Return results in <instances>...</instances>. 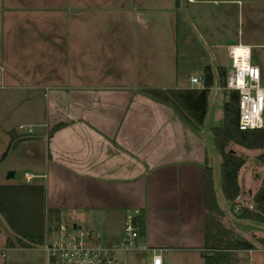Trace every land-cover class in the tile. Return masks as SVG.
Segmentation results:
<instances>
[{
	"label": "crops",
	"instance_id": "0c3cea01",
	"mask_svg": "<svg viewBox=\"0 0 264 264\" xmlns=\"http://www.w3.org/2000/svg\"><path fill=\"white\" fill-rule=\"evenodd\" d=\"M90 1L104 0H0V185L42 186L45 211L57 212L45 216V224L57 217L60 225L66 216L101 220L107 239L96 234L106 246L122 240L116 241L118 221L124 224L126 216L143 211L146 229L141 241L163 250L165 262L170 251L204 252L206 167L212 169L217 205L225 211L221 160L211 141V122L219 118L217 106L224 95H208L207 114L196 128L143 91L189 88V78L202 77L204 66L211 68L213 85H219L218 69L227 70L220 52L229 59L228 49L235 45L264 49V38L242 44V33L230 37L227 30L212 26L202 31L193 20L205 49L198 53L185 46L182 60L195 66L185 77L178 72L183 62L177 51L163 71L158 68L166 62L151 58L152 47L160 43L155 38L160 39L165 26L144 19L152 8H138L136 1L147 0H131L129 7L117 2L110 6L109 0V7L104 2L93 6ZM185 1L194 7L203 4ZM175 9L174 21L168 23L171 35L177 34L180 0ZM124 11L132 23L103 22V16ZM158 11L159 20L166 22L163 14H168ZM222 16L229 18L227 8ZM173 41L178 44L177 36ZM251 59L263 72L264 65ZM88 61L95 63L92 72ZM57 125L62 127L49 136ZM20 126H30L33 136L23 139ZM22 140L30 142L24 145ZM29 144L38 151V161ZM15 147L30 161L20 183L16 179L22 161ZM9 171L14 173L11 179L6 178ZM25 174L33 179L26 181Z\"/></svg>",
	"mask_w": 264,
	"mask_h": 264
},
{
	"label": "rangeland",
	"instance_id": "374dc122",
	"mask_svg": "<svg viewBox=\"0 0 264 264\" xmlns=\"http://www.w3.org/2000/svg\"><path fill=\"white\" fill-rule=\"evenodd\" d=\"M180 1L182 11H180L181 14L178 11V13L180 14V19L178 21V27L176 28L177 34L174 32L173 35H171V31L168 28V23L174 21V13L177 12L175 9L176 0H147L140 2L136 1V6L138 8H142L147 5L152 8L151 14L145 15V20L150 19L152 26H165L162 27L163 32H161L160 39L155 38L160 41L159 47L157 44L156 47H152L151 49L152 60L166 62L165 64L161 65L162 68H158L161 69V71H163V69L166 70L168 68L170 61H172L170 56H175V52L177 51L179 60L181 59V62H183L180 67V70H178L180 75L182 74L186 77V74L195 72V66L192 67L191 65H189L190 63H185L182 60L183 56L188 51V49L185 47L187 44H189L190 47H194V49L198 53H200L204 48L201 44V41L198 39L196 32L192 28V26L194 27L192 23L193 20L196 23L195 26L202 31L207 26H212L214 27L215 31L217 29L227 30L229 32L230 37H236L238 34L242 33L243 39L240 40V43L242 44L257 42V38H264V0H198L203 4H198L195 7L194 5L187 3L185 0ZM237 1H239V4L237 3ZM90 2V5L93 4V6L96 3L100 4L104 2V4L108 7L109 5L115 7L114 4L116 2L120 6L124 4L127 7L132 4L131 0H109L112 5H108V1L105 0ZM123 8L126 9V7ZM226 8L228 9L229 18H227L225 21L223 19L222 13L223 10H225ZM158 10H163L168 14H163V18L165 17L167 19L166 22L159 20L160 15ZM103 17V22L105 23H118L120 25H127L129 23H132V21L128 19L125 11L120 12L117 15L108 14ZM200 23L204 25L200 26ZM134 24L137 23L135 22ZM174 35L175 37L177 36L179 40L178 44H175V42L173 41ZM220 53L222 56V61L220 63L223 65V67L228 69V58L226 57V54L223 52V50ZM251 54L253 56V59L256 60L259 66L263 67L264 49H252ZM88 62L90 63V65H88V70L89 72H92V69H95V63L92 61ZM196 69L199 70L200 66H198ZM92 81L94 84L99 83L96 80ZM165 82L168 84H172L170 83V81ZM211 97L212 96H209V103L211 101ZM224 101L225 97H223L222 100L218 103L217 108L219 109V115L217 117L219 118H213L211 126H222ZM209 121L210 120L206 122L208 126ZM21 142V144L25 145L28 144L30 140H22ZM26 147H28L30 149L29 151L31 152L37 151L32 147V144H29ZM227 148V150H232L237 156L245 158V164L238 172L239 184L243 186V190L245 192L244 195H240V200L242 201L241 207H246L248 210L254 211L252 197L260 188L261 181L264 178V164L257 160V157L261 152L258 150H248L234 145L233 143H229L227 145ZM15 149L19 151V153H17V159L20 157V160L22 161L21 170L19 171L18 178L16 179V183H20L22 181L23 172L28 170L25 168L30 165V161L25 160V156L22 155L23 152H20L19 147H15ZM217 153L218 152L215 151V155L218 157ZM210 155V157L213 159L214 156L212 152L210 153ZM38 157V151L36 153H33V158H35V161H38ZM214 179L217 188V185L219 183V173L215 175ZM225 201L224 203H222V206L225 210L224 212H222L223 215L221 217L215 216L214 218H216L225 227L226 230L232 232V234L236 237L248 241L254 247V249H252L251 251L242 250L232 251L228 253L229 256L226 264H264V247H262L258 242V239L264 238V222L255 221L253 219H244L242 217L240 218L239 213L234 211L232 203ZM62 222H64L62 224L67 227L68 233L70 234H77L78 230H73L72 227L74 223H77L78 225L82 226L83 230H89L93 234L98 233L102 236L103 239H107V235L105 233V225L102 224L101 220L99 222H86L77 220L73 216H66V218H64ZM122 224V220L118 221V225L115 224V230L118 236V239L116 241H119L120 237L123 236L124 224ZM56 227L57 223L53 220L46 221L45 230L47 229V240L51 239V237L53 236V231ZM9 235L10 232L8 228L2 222V224H0V249L5 250L6 258L2 259L0 257L1 262H3L5 259L4 264L46 263L45 252L43 249L40 248L43 246H34L28 248V250H15L14 248H6L5 239ZM145 253L148 255L145 256L144 254L137 252H121L119 254L118 264H150L151 253ZM203 253H206V251L200 252L198 250L193 249L178 252L170 251L166 255V262L167 264H205L203 259Z\"/></svg>",
	"mask_w": 264,
	"mask_h": 264
},
{
	"label": "trees",
	"instance_id": "16d2710c",
	"mask_svg": "<svg viewBox=\"0 0 264 264\" xmlns=\"http://www.w3.org/2000/svg\"><path fill=\"white\" fill-rule=\"evenodd\" d=\"M177 6V0H176ZM204 86L213 85V75L209 66L202 68ZM226 70L218 69L219 83L224 84ZM143 93L151 99L162 103L174 110L184 121L194 127H200L208 110L209 94L206 89H145ZM223 103V124L221 127L211 129L213 144L219 154L220 184L224 199L232 203L234 208L237 196L244 195L243 186L239 184V170L245 164V158L237 156L232 150H227V145L233 143L248 150H258L261 153L257 160L264 164V130L253 129L240 131L238 121V94L235 91L225 93ZM62 125L55 126L50 132L51 136ZM205 178V247L203 253L205 264H226L228 253L232 251L252 250L253 245L248 241L236 237L232 232L216 219L221 217L214 192L212 169L206 167ZM254 211L240 206L239 217L264 222V178L260 188L252 197ZM56 211H45L44 188L38 185H0V224L8 228L10 235L5 239L6 248H31L45 244V216L56 215ZM56 223L59 218L56 217ZM134 224L141 238L145 236V214L143 211L134 217ZM58 226V224H57ZM13 240V241H12ZM264 247V238L258 239Z\"/></svg>",
	"mask_w": 264,
	"mask_h": 264
},
{
	"label": "built area",
	"instance_id": "2783aa9c",
	"mask_svg": "<svg viewBox=\"0 0 264 264\" xmlns=\"http://www.w3.org/2000/svg\"><path fill=\"white\" fill-rule=\"evenodd\" d=\"M228 57L232 60V64L226 70L223 85H212L206 88L203 84V77L191 76L189 88L206 89L209 95L237 92V128L240 131L264 130V71L262 72L252 63L251 49L248 46L230 47ZM19 129L23 138L32 135L30 126H20ZM24 177L28 182L33 179V176L28 174ZM240 199V196L235 199L238 203L234 207L235 212L240 211L242 204ZM141 240L134 224V217L128 215L123 225L122 240L114 246L103 245L101 237L89 230L80 228L77 234H70L66 226L58 224L50 240H47V229L45 230L43 249L47 264H118L121 252H149L151 253L150 264H166L163 250L150 249ZM0 257L2 259L5 257L3 249H0Z\"/></svg>",
	"mask_w": 264,
	"mask_h": 264
},
{
	"label": "water",
	"instance_id": "95a60500",
	"mask_svg": "<svg viewBox=\"0 0 264 264\" xmlns=\"http://www.w3.org/2000/svg\"><path fill=\"white\" fill-rule=\"evenodd\" d=\"M231 64H232V60L229 58L227 61V65L230 66ZM13 176H14V173L12 171H9L6 175V178L11 179L13 178ZM73 227L76 228V225H73ZM77 228L79 229L80 227H77Z\"/></svg>",
	"mask_w": 264,
	"mask_h": 264
}]
</instances>
